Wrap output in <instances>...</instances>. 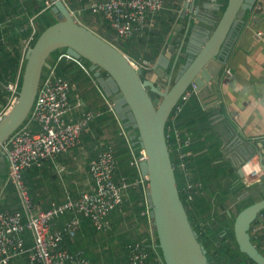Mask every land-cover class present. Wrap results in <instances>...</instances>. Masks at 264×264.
Returning <instances> with one entry per match:
<instances>
[{
    "label": "crops",
    "instance_id": "obj_1",
    "mask_svg": "<svg viewBox=\"0 0 264 264\" xmlns=\"http://www.w3.org/2000/svg\"><path fill=\"white\" fill-rule=\"evenodd\" d=\"M24 3L25 0H0V62L22 54L20 73L33 33L30 36L25 34L28 26L16 27V23L28 14ZM227 4L226 0H202L194 9L191 0H167L165 9L154 17V26L150 27H158L160 31L169 29L159 56L155 58L157 63L170 71L194 11L189 30L191 41L186 45L190 46L189 51L182 58L183 65L177 72V75L181 74L184 64L192 57L190 51L195 53L197 46L200 50L204 45ZM245 8L243 21L229 37L220 63H214L217 79L213 83L216 85L195 92L180 114L181 124L191 126L186 127L190 130L186 138L192 141L189 154L193 155V177L202 183L198 212L202 209L203 212L199 217L206 222H235L244 207L264 197V181L245 185V177L252 169L250 160L257 158L261 167L264 163V0H247ZM31 20L32 26L35 25V19ZM175 30L178 31V41H175L176 48L169 61L164 53ZM81 64L84 71L81 77L74 81L75 75L71 73L74 84L70 97L72 118L93 111L99 112L105 120L96 122L95 118L76 150L62 155L55 163L47 162L42 166L38 176L42 186L36 196V205L41 209H47L53 202H62L67 192L80 197L90 191L93 186L90 163L109 146H113L119 156L120 176L134 177V180L144 176L141 163L139 167L131 165V161L139 158L142 147L131 112L116 84L101 69L83 61ZM160 84L163 86L164 83ZM5 90L8 89L0 86V108L7 99ZM45 169H50L52 180L44 176ZM185 182L188 184L189 181ZM70 216L59 218L54 227H60ZM108 221L107 229L98 231L88 219H83L77 235L67 240L64 246L71 251L84 250L91 264H126L130 243L145 242L149 236L153 241L157 240L144 184L128 190L124 203L110 214ZM262 225L264 215L257 227ZM260 230L264 233V228ZM26 241L30 246L34 244L32 233H26ZM12 264L30 263L26 256H21Z\"/></svg>",
    "mask_w": 264,
    "mask_h": 264
},
{
    "label": "water",
    "instance_id": "obj_2",
    "mask_svg": "<svg viewBox=\"0 0 264 264\" xmlns=\"http://www.w3.org/2000/svg\"><path fill=\"white\" fill-rule=\"evenodd\" d=\"M52 8L59 20L46 28L26 53V66L19 96L13 107L0 121V158L6 159L2 147L23 125L36 101L45 69L52 67L49 59L61 50L75 59H86L106 72L116 84L119 94L131 112L138 130V139L147 158L141 163L148 177L147 195L152 209L156 237L166 264H211L208 251L200 241L182 200L167 136V124L183 95L196 85L195 92L215 86L214 63L219 62L224 47L234 29L243 20L247 0H228V4L199 51L184 64L177 75L188 48L191 14L184 40L170 72L156 60L150 68H140L121 47L124 42L114 34L109 38L78 22L70 8L61 0H52ZM194 9L202 0H191ZM38 7H47V0H37ZM203 23H205L203 21ZM183 27V24L180 23ZM178 31H173L164 56L172 59ZM187 49V50H186ZM183 54V56H182ZM147 73V74H146ZM145 76V78H144ZM165 83V87L160 84ZM153 93L160 97L156 104ZM264 170V163H262ZM264 215V197L239 212L234 222L236 242L242 253L255 264H264V253L254 241L253 226ZM261 228H264L262 225ZM260 228V229H261Z\"/></svg>",
    "mask_w": 264,
    "mask_h": 264
},
{
    "label": "built area",
    "instance_id": "obj_3",
    "mask_svg": "<svg viewBox=\"0 0 264 264\" xmlns=\"http://www.w3.org/2000/svg\"><path fill=\"white\" fill-rule=\"evenodd\" d=\"M69 5L70 0H61ZM167 0H89L87 8L94 15L106 21L119 41L143 35L153 27L154 17L163 11ZM55 5L47 0V7ZM261 8V7H259ZM74 13V12H73ZM35 25L33 24V27ZM34 27L28 45L36 38ZM73 60L69 54L60 55L59 60ZM74 84L57 72V64L52 66L41 80L39 92L33 108L23 125L2 147L9 163V177L0 186V202L5 198L6 187L13 185L17 191L23 210L0 208V264H12L21 256H26L30 264H91L84 250L71 251L63 246L67 237L77 235L83 219H88L98 231L108 227L110 214L124 203L127 192L132 187L144 184L148 188V177L131 180L119 176L120 162L113 146L102 151L90 163L93 186L80 197L67 192L62 202H53L47 209L38 208L34 203L25 173L32 167H42L47 162L55 163L62 155L76 150L82 143L84 133L97 118L99 112H86L77 119L72 118L71 92ZM193 85L176 106L171 120L177 122L189 99L195 93ZM10 95L6 106L0 108V121L8 113L19 96L18 82L8 86ZM180 154L191 142L182 139L180 130H175ZM147 155L141 148L139 158L131 161L139 167ZM252 169L245 177V185L252 186L264 181V170L257 158L251 159ZM185 164H183L184 166ZM202 186L200 182L189 181L186 189L189 198L192 191ZM70 214L60 227L55 222ZM259 227H253L252 235L258 238ZM32 232L34 244L27 245L25 235ZM129 260L126 264H149L150 253L143 241L129 244Z\"/></svg>",
    "mask_w": 264,
    "mask_h": 264
},
{
    "label": "trees",
    "instance_id": "obj_4",
    "mask_svg": "<svg viewBox=\"0 0 264 264\" xmlns=\"http://www.w3.org/2000/svg\"><path fill=\"white\" fill-rule=\"evenodd\" d=\"M88 2L89 0H70L69 5H70V8L73 11H75V13L81 14L83 18L81 22H83L84 25L90 28L93 26H98L99 35L103 37H106V36L109 37L110 34L115 35V32L112 30V28L109 26V24L106 21H103L101 17L94 15L91 12V10L87 8ZM24 4H26V7H27L26 10L28 14H26L21 20H19L16 23V27L25 28L28 26V28L24 31L27 36H30V34L33 32L31 18L35 19V23L36 25H38L39 33H37L36 38L31 42L30 46H33L36 43L40 34L46 28L56 23L59 20L60 16L56 14L54 11H52V9H45L43 6L38 7L37 0H25ZM157 28L155 27L148 28L146 30V33H144L143 35L136 36L134 38H130L126 41H123L124 42V46L122 47L123 51L127 53L132 58L133 61H135L138 64H141L145 69H147L145 65L148 66V64L151 63L150 61L155 59L156 56L158 55L160 49L163 47L165 36L169 31V29L160 31ZM149 35L151 36V38L147 39V36ZM150 45H153L156 51L155 52L152 51V53L150 54L144 52L145 54L142 55V50L145 49L147 46L149 47ZM60 55H62V53L61 54L58 53L54 59V62H50V63L52 66L57 64L58 74L68 78L73 83V79L75 81L77 78L81 77V75L84 72L83 68L80 66V64L76 63L74 59L68 61L66 60L65 57H63V59L59 60ZM11 56L12 55H9V57ZM22 57L23 55L18 53L17 55H15L14 58L11 57V59L3 60L0 62V86L7 87L9 83L18 81L19 89H21L23 74H24L25 66H26V58H24L23 66H22L21 73H20V62H21ZM2 69H4V72L2 71ZM71 73L72 74L74 73L75 75L74 78L71 75ZM5 95H7V98H8V96L10 95V92L5 90ZM7 102L8 100L6 99L4 101L3 106H5ZM181 115L178 117L177 122H174L173 120L170 119V121L167 124L168 142L170 146V151H171L172 160H173L175 171H176L178 187L180 189L182 200L188 211L190 220L199 235L200 241L204 244V246L206 247L208 251L209 260L211 264H255L254 261L248 255L241 252L236 242V238L234 234V223H233L234 221L232 223H228L224 220L218 221L216 223L217 225L215 226V228H209L208 230H205L204 223L206 221H204L203 219H200L199 217L200 212H203V209L198 212V210H200L201 208V206H199L201 203L199 194L201 193L202 189H197L196 191H192L193 198L191 199L189 198V193L187 192V189H186L187 184L185 181H194V182H197V181L193 177L194 175L192 173L193 165L191 161H192L193 155L189 154L192 150V141L190 142L188 146L183 148V151H182L183 153L180 154V151L178 149L179 144H178V139L175 134V130L176 129L180 130L182 139H186V135L189 134V131H190L189 129L186 128V127H189L190 125L189 123H186V125L181 124V118H182ZM103 120H105V117L101 118L100 116H98V118H96V122H101ZM189 128H191V126ZM118 159H119V156H118ZM1 162L3 166H0V185H1V182L3 184L8 179L7 174L5 172L6 169L8 168V164L5 160L4 161L2 160ZM183 164L185 165L183 166ZM2 167L4 168L2 169ZM42 168L43 167H37V166L32 167L25 173V176H24L26 183L29 186V189H30V192H31V195H32V198L35 204H36L37 193H39L40 188L42 186V183L38 180V176L41 174ZM43 171H45L44 176L46 178L51 177L50 169H45ZM130 179L134 180V177ZM6 188H7L6 193H5L6 196L4 200L0 202V208L11 209V210H22V208H18L15 205L14 203L15 199H9V197L7 196L8 190L11 191L13 189L16 192L15 187L13 185H8ZM258 223H259V220L253 227L254 228L257 227ZM211 231H216L217 233H210ZM257 233H258V238L254 237L253 239L258 245V247H260V249H262V252L264 253V233H262L260 229ZM69 239L70 237H67L65 239V242H67V240ZM139 241H142V240H139ZM205 242H207L208 244H206ZM144 244H145L146 249L150 253L149 264H162V263L165 264L162 251L159 247L158 239L156 241H153L152 237L149 236L147 241L144 242ZM27 245L30 246L29 243H27Z\"/></svg>",
    "mask_w": 264,
    "mask_h": 264
},
{
    "label": "rangeland",
    "instance_id": "obj_5",
    "mask_svg": "<svg viewBox=\"0 0 264 264\" xmlns=\"http://www.w3.org/2000/svg\"><path fill=\"white\" fill-rule=\"evenodd\" d=\"M227 1V0H226ZM50 9H52V7L50 8ZM82 13V12H81ZM75 18H77V21L78 22H80V23H82V24H84L83 22H81V14L80 13H75ZM33 22L31 21V24H32ZM36 29H37V31L39 30L38 29V25H36V23H35V26H34ZM94 31H96L97 33H98V26H93V27H91ZM39 33V32H38ZM191 36V35H190ZM190 36H188V39H189V37ZM106 39H108L109 37L108 36H106L105 37ZM111 42L113 43V44H116V45H118V47L119 48H121L122 49V47L120 46V44L119 43H117V41H115V40H111ZM123 50V49H122ZM199 50V48H198V46H197V48L195 49V51L197 52ZM150 51H153V52H155L156 51V49H155V47L153 46V45H150L149 47L147 46L145 49H143L142 50V55H144L145 53H148V54H150V53H152V52H150ZM145 52V53H144ZM58 53H62L63 55H66L67 54V49H61V50H59V51H57V52H55L52 56H51V58L49 59V61L50 62H54V59H55V57L57 56V54ZM163 55V54H162ZM159 56V54L156 56V58ZM161 56V55H160ZM153 60H155V59H153ZM153 60H151V61H153ZM175 60V59H174ZM74 61L76 62V63H78V64H80V66L82 67V64H81V61H83L85 64H87V65H90L91 63L89 62V61H87L86 59H83L82 58V60L81 59H79V60H77V59H75L74 58ZM150 61V62H151ZM135 62V61H134ZM174 62V61H173ZM136 63V62H135ZM137 64V63H136ZM150 64V63H149ZM140 68H143V66L141 65V64H137ZM145 65V64H144ZM146 67H147V65H145ZM48 70L49 69H45L44 70V73H43V77L45 78V76L47 75V73H48ZM153 96H155V98H157L158 97V101H160V97L156 94V93H153ZM9 97V96H8ZM7 100H8V98H7ZM4 161V159L1 157L0 158V166H3L2 165V162L1 161ZM84 160H86V159H84ZM82 161V164H86V162L85 161ZM6 174H7V177L9 176V172H10V169H9V165H8V168L6 169ZM51 180H52V177H49ZM1 185H2V182H1ZM9 191V190H8ZM7 191V196L9 197V199H15V205L18 207V208H22L21 207V203H20V201H19V198L17 197V192H15L13 189L11 190V191H9L8 192ZM217 224L215 223V222H211V221H207V222H205L204 223V227H205V230H208L209 228H215V226H216ZM32 232L31 231H28V234H31ZM210 233H217L216 231H211ZM25 238H26V235H25ZM206 244H208L207 242H205ZM209 248H210V246H209ZM165 263V262H164ZM166 264V263H165Z\"/></svg>",
    "mask_w": 264,
    "mask_h": 264
},
{
    "label": "bare ground",
    "instance_id": "obj_6",
    "mask_svg": "<svg viewBox=\"0 0 264 264\" xmlns=\"http://www.w3.org/2000/svg\"><path fill=\"white\" fill-rule=\"evenodd\" d=\"M174 5V4H173ZM69 8H70V5H67ZM180 7V6H179ZM45 8V7H44ZM51 8V7H50ZM50 8H48V7H46L45 9H50ZM52 8H53V6H52ZM70 10L72 11V12H74L73 14H74V16H75V11H73L71 8H70ZM216 18V17H215ZM177 20V19H176ZM170 24V23H169ZM162 28V27H161ZM33 29H34V27H33ZM183 30V29H182ZM37 33H38V31H37ZM145 37V36H144ZM162 40V39H161ZM178 41V40H177ZM30 47H32V46H30ZM29 47V48H30ZM78 60V59H77ZM138 64V63H137ZM151 66L148 64V66L146 67V68H150ZM144 68V67H143ZM18 82V81H17ZM11 83H14V82H11ZM10 84V83H9ZM9 86V85H8ZM8 86L6 87L7 89H8ZM20 90V89H19ZM8 92H9V90H7ZM20 93V92H19ZM8 103V102H7ZM7 105V104H6ZM5 105V106H6ZM2 107H4V106H2ZM1 107V108H2ZM175 110V109H174ZM8 112H9V110H8ZM174 112V111H173ZM173 114V113H172ZM172 116V115H171ZM170 119H171V117H170ZM170 121V120H169ZM5 144V143H4ZM138 146V145H137ZM3 151V150H2ZM6 156V155H5ZM6 162H7V164L9 165V163H8V160H7V156H6V160H5ZM45 166V165H44ZM189 171V170H188ZM9 177V176H8ZM1 186V185H0ZM17 192V191H16ZM6 195V194H5ZM22 207V206H21ZM22 210H23V208H22ZM28 233V232H27Z\"/></svg>",
    "mask_w": 264,
    "mask_h": 264
},
{
    "label": "flooded vegetation",
    "instance_id": "obj_7",
    "mask_svg": "<svg viewBox=\"0 0 264 264\" xmlns=\"http://www.w3.org/2000/svg\"><path fill=\"white\" fill-rule=\"evenodd\" d=\"M188 41H191V38H190ZM188 43H190V42H188ZM193 46H195V45H193ZM193 46H192V48H194ZM189 47H190V46H187V48H189ZM195 47H196V46H195ZM172 64H173V63H172ZM169 72H170V71H169ZM163 86H164V87L166 86L165 83L163 84ZM153 98L155 99L156 104H158V102H159V101H158V97L155 98V96H153Z\"/></svg>",
    "mask_w": 264,
    "mask_h": 264
}]
</instances>
